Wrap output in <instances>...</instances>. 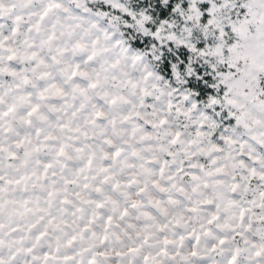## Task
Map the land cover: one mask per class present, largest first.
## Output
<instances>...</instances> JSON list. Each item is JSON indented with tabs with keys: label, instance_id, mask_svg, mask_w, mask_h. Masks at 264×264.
Masks as SVG:
<instances>
[{
	"label": "snow or ice",
	"instance_id": "snow-or-ice-1",
	"mask_svg": "<svg viewBox=\"0 0 264 264\" xmlns=\"http://www.w3.org/2000/svg\"><path fill=\"white\" fill-rule=\"evenodd\" d=\"M0 264H264V0H0Z\"/></svg>",
	"mask_w": 264,
	"mask_h": 264
}]
</instances>
